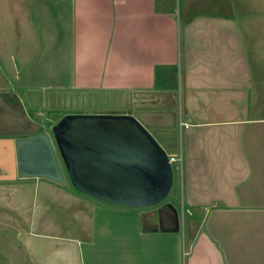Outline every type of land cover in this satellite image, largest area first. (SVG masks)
I'll list each match as a JSON object with an SVG mask.
<instances>
[{
  "label": "crops",
  "instance_id": "1",
  "mask_svg": "<svg viewBox=\"0 0 264 264\" xmlns=\"http://www.w3.org/2000/svg\"><path fill=\"white\" fill-rule=\"evenodd\" d=\"M6 12L11 38L26 42L9 56L14 78L26 91L39 80L42 93L66 79L81 103L91 90L118 93L112 113L141 112L167 153L180 151L187 212L18 177L0 129V223L23 236V262L264 264V0H7ZM21 87L7 99L24 105Z\"/></svg>",
  "mask_w": 264,
  "mask_h": 264
},
{
  "label": "water",
  "instance_id": "2",
  "mask_svg": "<svg viewBox=\"0 0 264 264\" xmlns=\"http://www.w3.org/2000/svg\"><path fill=\"white\" fill-rule=\"evenodd\" d=\"M7 103L12 123L29 126L11 138L18 177L68 180L79 192L126 207L153 206L170 191L167 153L131 110L68 113L43 129L29 121L19 102Z\"/></svg>",
  "mask_w": 264,
  "mask_h": 264
},
{
  "label": "rangeland",
  "instance_id": "3",
  "mask_svg": "<svg viewBox=\"0 0 264 264\" xmlns=\"http://www.w3.org/2000/svg\"><path fill=\"white\" fill-rule=\"evenodd\" d=\"M0 7H3L4 10L7 11V0H0ZM62 8H58L57 10H60ZM6 11H0V97L2 99L1 103H4L8 106L6 96H9L11 94L9 88L14 85L17 87L22 85L21 87V93L23 96V102H19L17 98V102H19L23 108L25 114L29 117V121L31 122H38L39 126L43 129H48V125L51 127L53 126L58 120H60L64 115L68 113H93L91 109H94L95 111H103L108 110L106 113H112V111H118L119 105L121 102L119 101L120 95L116 92H105L100 90H91L87 94L84 95L83 103L79 102L77 100V91L72 90L70 87L71 82L66 81V79L62 80L64 83V89L61 91L53 90V89H47L45 92H41V84H37L39 80H28L26 84H31L32 82L35 83L32 86H28L30 90L26 91V87L24 86L27 79L21 74L22 80H16L14 78V74L10 71V61L9 56L16 52V45H22L20 48L25 49V44L23 38L17 39L16 44L14 38H11L12 35V24L7 25L8 22V15ZM36 15V14H35ZM25 17V16H24ZM29 17V15H28ZM49 21L42 22L38 21L35 25L41 26V29L44 31L45 29H48V24L53 23L56 18V14L49 13L47 16H45ZM59 17V16H57ZM258 17V16H257ZM30 18H33L34 21H36L38 18L33 15V17L30 16ZM261 18H264L261 16ZM68 19L67 14L62 15V21H65ZM68 21V20H67ZM264 22V19L261 20ZM22 34H25V31L22 32ZM27 35V32H26ZM28 54L30 52V49L24 50ZM69 64L66 66V70L64 73L71 74L72 71V59L68 60ZM65 78V77H64ZM30 79V78H28ZM41 81V80H40ZM43 83V82H42ZM38 85L37 87H35ZM24 86V87H23ZM55 91V96L57 98H63L65 101L69 104H58V100L56 99L53 103V99H48V97H52V92ZM72 91H75L76 93H72ZM29 99L31 101H29ZM15 100V98L13 99ZM12 100V101H13ZM69 100V101H68ZM22 101V100H21ZM118 103V104H115ZM71 105V106H69ZM118 105V106H117ZM11 108V106H10ZM90 111V112H89ZM133 115L135 117H138L137 115L141 116V112H135L133 109ZM179 115V112L176 111V116ZM151 115H147L146 118H150ZM138 120V118H137ZM141 120V121H140ZM138 120L149 132L150 128L145 126L144 121L142 119ZM148 120V119H147ZM9 119L2 117L0 119V122H4L3 124L0 123V129L1 132L4 133V136L6 137H13V134L16 135H22V132L25 131L29 126H24L23 122H15L13 124L12 120L8 122ZM50 123V124H47ZM15 125V128L13 130V126ZM7 126V127H5ZM152 134V132H150ZM6 134V135H5ZM153 136V135H152ZM154 137V136H153ZM155 138V137H154ZM156 139V138H155ZM163 149L166 152H169L171 149L167 145H164L162 142L158 141ZM176 163L172 164V189L175 190L174 197L177 200V207L179 210V216L181 215H187L186 209L181 212V200L183 202V196H182V181L180 180L179 172L175 169ZM185 181V178H184ZM170 192L166 195L168 197ZM185 207V206H184ZM8 219V218H6ZM13 223H10L6 221L4 218L2 219L0 223V264H26L22 260H24L25 253L23 248V236H16L17 234V227H15ZM17 231V232H16ZM16 232V233H15Z\"/></svg>",
  "mask_w": 264,
  "mask_h": 264
},
{
  "label": "built area",
  "instance_id": "4",
  "mask_svg": "<svg viewBox=\"0 0 264 264\" xmlns=\"http://www.w3.org/2000/svg\"><path fill=\"white\" fill-rule=\"evenodd\" d=\"M167 153V152H166ZM167 158L168 161L172 167L173 163H176L175 169L179 172L180 175V180H181V170H182V157H181V153L179 152H174V153H167ZM181 212L184 210V206H183V202L181 200Z\"/></svg>",
  "mask_w": 264,
  "mask_h": 264
},
{
  "label": "trees",
  "instance_id": "5",
  "mask_svg": "<svg viewBox=\"0 0 264 264\" xmlns=\"http://www.w3.org/2000/svg\"><path fill=\"white\" fill-rule=\"evenodd\" d=\"M47 124H50V123H47ZM48 127H49V125H48ZM70 184V183H69ZM71 185V184H70ZM71 187L73 188V189H75L72 185H71ZM170 193H169V195H168V197H165L163 200H161L160 202H158L157 204H155V205H153V206H159V205H162V204H166L167 206H169V207H171V208H174V207H176L177 208V200L175 199V197H174V193H175V190L174 189H172V186H171V188H170V191H169ZM82 193V192H81ZM84 194V193H83ZM87 195V194H86ZM88 196H90V195H88ZM92 197V196H91ZM95 198V197H94ZM100 200V199H99ZM104 201V200H103ZM167 201H170L169 203H167ZM107 202V201H106Z\"/></svg>",
  "mask_w": 264,
  "mask_h": 264
},
{
  "label": "flooded vegetation",
  "instance_id": "6",
  "mask_svg": "<svg viewBox=\"0 0 264 264\" xmlns=\"http://www.w3.org/2000/svg\"><path fill=\"white\" fill-rule=\"evenodd\" d=\"M14 98H12L11 100H9V99H7V96H6V100H8L9 102H13V101H15V100H17V98L15 99V100H13ZM13 100V101H12ZM14 114V111H13V109L12 108H10V106L8 105H6V104H4V103H0V119L2 118V117H5V118H8L9 119V121L8 122H10V120H11V118H12V115ZM1 124H3L4 122H0ZM5 127H7V126H5ZM1 134H3V136H4V133H1ZM6 135V134H5Z\"/></svg>",
  "mask_w": 264,
  "mask_h": 264
}]
</instances>
